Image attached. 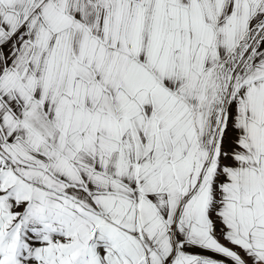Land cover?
<instances>
[{
  "label": "snow or ice",
  "instance_id": "6c2138e0",
  "mask_svg": "<svg viewBox=\"0 0 264 264\" xmlns=\"http://www.w3.org/2000/svg\"><path fill=\"white\" fill-rule=\"evenodd\" d=\"M0 264H264V0H0Z\"/></svg>",
  "mask_w": 264,
  "mask_h": 264
}]
</instances>
